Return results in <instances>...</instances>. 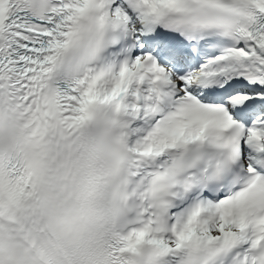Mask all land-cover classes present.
<instances>
[{
	"label": "bare ground",
	"instance_id": "1",
	"mask_svg": "<svg viewBox=\"0 0 264 264\" xmlns=\"http://www.w3.org/2000/svg\"><path fill=\"white\" fill-rule=\"evenodd\" d=\"M259 3L264 8V0H259ZM248 63L254 70L255 76L264 79V48L257 51L256 57L252 60H248Z\"/></svg>",
	"mask_w": 264,
	"mask_h": 264
}]
</instances>
